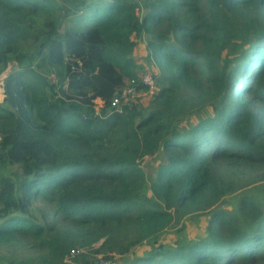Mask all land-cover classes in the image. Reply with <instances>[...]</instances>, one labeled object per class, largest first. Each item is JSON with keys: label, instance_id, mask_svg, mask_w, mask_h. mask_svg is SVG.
<instances>
[{"label": "trees", "instance_id": "1", "mask_svg": "<svg viewBox=\"0 0 264 264\" xmlns=\"http://www.w3.org/2000/svg\"><path fill=\"white\" fill-rule=\"evenodd\" d=\"M0 86V264H264V0H0Z\"/></svg>", "mask_w": 264, "mask_h": 264}, {"label": "rangeland", "instance_id": "2", "mask_svg": "<svg viewBox=\"0 0 264 264\" xmlns=\"http://www.w3.org/2000/svg\"><path fill=\"white\" fill-rule=\"evenodd\" d=\"M69 21L61 22L60 30H62L64 25H67ZM94 22L92 20L83 19L78 25L81 26H91ZM133 39L136 41V46L132 54V58L134 59L136 65H138V70L140 72H147L151 73L153 70V65H149L145 62L144 55H145V37H133ZM24 62H26L24 60ZM20 64L19 62L11 57L10 62L6 68V70L1 74V78H3L6 73L19 70ZM142 98L139 102H144L147 100L148 95L142 94ZM134 100L136 98H133ZM0 104L2 103V92H1V86H0ZM101 105V102L96 99L95 100V108L99 107ZM193 117V116H192ZM164 160V155L161 151L155 153L154 155H148L145 156L142 161L140 162V167L145 172L146 175V186L144 187V191L149 193V190L147 188L148 182L151 181L153 176L155 175L157 165L161 163ZM240 193V191H237L233 194L226 195L224 198L221 199L220 203L218 205L226 206L227 208L233 207L236 201V196ZM208 211H202V212H193L190 214L185 215L178 223L174 224L171 227H168L164 230V232L159 236V241L164 242L166 244H173L178 239H188L191 240L192 238H195V236H200L202 232H204V226L208 219ZM149 244V243H148ZM147 246H139L135 248V251L137 253H142ZM3 249V247H0V250ZM99 256V255H98ZM69 262V260H68Z\"/></svg>", "mask_w": 264, "mask_h": 264}, {"label": "built area", "instance_id": "3", "mask_svg": "<svg viewBox=\"0 0 264 264\" xmlns=\"http://www.w3.org/2000/svg\"><path fill=\"white\" fill-rule=\"evenodd\" d=\"M141 82L147 86V91L145 93H152L155 91L156 88L155 81L150 73L147 72L144 73L141 76ZM119 95L122 97H129L130 99H133L135 98L136 95H140V93L136 91L135 86L127 85L120 90ZM118 102H119V96L115 95L111 100V105L116 106ZM96 264H115V263L113 262V260L101 258Z\"/></svg>", "mask_w": 264, "mask_h": 264}, {"label": "crops", "instance_id": "4", "mask_svg": "<svg viewBox=\"0 0 264 264\" xmlns=\"http://www.w3.org/2000/svg\"><path fill=\"white\" fill-rule=\"evenodd\" d=\"M99 100V99H98ZM100 101V100H99ZM101 102V101H100Z\"/></svg>", "mask_w": 264, "mask_h": 264}]
</instances>
